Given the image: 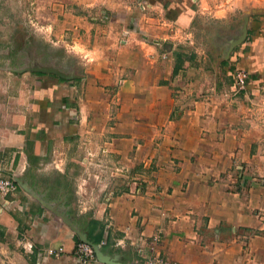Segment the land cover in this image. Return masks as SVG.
I'll return each mask as SVG.
<instances>
[{"label":"crops","instance_id":"0c3cea01","mask_svg":"<svg viewBox=\"0 0 264 264\" xmlns=\"http://www.w3.org/2000/svg\"><path fill=\"white\" fill-rule=\"evenodd\" d=\"M175 1L147 9L176 10L173 23L189 31L224 12L208 21L226 28L211 35L227 44L221 55L201 50L197 34L166 38L162 13L143 22L113 0L35 1L44 41L74 60V77L0 69V172L18 187L0 193V264H81L63 218L86 239L101 232L104 253L125 264L137 258L115 245L125 226L146 241L157 233L169 264H264V9ZM238 69L256 83L231 95ZM99 170V184H80Z\"/></svg>","mask_w":264,"mask_h":264},{"label":"rangeland","instance_id":"374dc122","mask_svg":"<svg viewBox=\"0 0 264 264\" xmlns=\"http://www.w3.org/2000/svg\"><path fill=\"white\" fill-rule=\"evenodd\" d=\"M35 1L36 0H0V69L7 67V70L15 72V70L18 71L27 67L50 66L68 73L71 70L70 67L71 64L74 63V60L71 57H66L58 47L49 46L48 43L44 41L46 34L49 33L48 27L42 26L39 22L36 12H34ZM113 1L118 4L117 9L123 14V17L126 18L129 16L134 19L144 16L143 22H146L145 19L152 17V14L154 18H157V16L162 13L163 17L161 14L158 18H160V23H164L163 35L166 36V38L167 36L169 38L176 36L174 39L177 41L181 40L180 37L182 36H180V34L190 36L191 33L192 37L197 34L198 38H202V45L200 44L201 50L205 49L212 55H215V53L221 55L223 50H226L227 44L218 46V40H213L214 37L211 36L215 31L221 34L226 28L220 24L211 26L208 23V21L215 22V18H217V20L222 19L221 16L224 13L223 11L207 14L209 16H201L202 19H197L192 25L193 29L189 31V29L186 30L183 28L180 30L176 21L173 23L177 13L176 10L171 12V15H173L172 19L168 17L164 11H158V9L141 11L138 8V3L141 0ZM142 1L146 2V0ZM171 1L174 2L175 0ZM247 1L249 5L247 15L257 13L256 10L251 11V7L252 9H264V0ZM228 2L230 3L232 0H228ZM147 4L146 2V5ZM228 12H232L233 20H238L236 22L238 25H241L244 11L233 9V11L231 10ZM260 14L264 15L263 13ZM207 18L210 20H207ZM167 28H169L171 32L173 31L172 34L170 31L168 32ZM2 71L3 70H0V76L4 74ZM2 79L3 78H0V82Z\"/></svg>","mask_w":264,"mask_h":264},{"label":"built area","instance_id":"2783aa9c","mask_svg":"<svg viewBox=\"0 0 264 264\" xmlns=\"http://www.w3.org/2000/svg\"><path fill=\"white\" fill-rule=\"evenodd\" d=\"M138 8L141 11L147 10V5L142 0L138 3ZM256 83L255 79L250 76L249 73L244 69H238L233 77L232 83L230 85V93L231 95H236L238 92L247 91V89L251 88ZM257 90L259 93L264 92V85H257ZM101 154L106 152V149H101ZM96 167H100V164L95 165ZM100 170L93 174H86L85 178L80 181V184H84L86 180L90 177L97 184L100 181ZM18 191L17 185L10 178H4L1 176L0 172V193L4 196L14 195ZM81 210L85 209L84 201L80 202ZM151 239L146 241L144 238L132 237L129 233V228L125 226L123 228V235L119 238L115 245L119 247H124L126 244H129L130 247L134 248L137 258L132 264H169L167 259L164 258L159 250L161 237L156 233L150 237ZM106 241L102 240L100 246L105 245ZM33 245L29 241H25L23 243V250L26 253H32ZM63 252V246H59L57 248H50L47 251V257L49 256H60ZM77 258L76 260L81 264H92L97 262L93 248L85 243H80L76 248Z\"/></svg>","mask_w":264,"mask_h":264},{"label":"water","instance_id":"95a60500","mask_svg":"<svg viewBox=\"0 0 264 264\" xmlns=\"http://www.w3.org/2000/svg\"><path fill=\"white\" fill-rule=\"evenodd\" d=\"M245 24L242 26V31L241 34L239 36H237L235 39L229 41L228 43V47H227V51L230 50L232 48V46L238 44L240 41L243 40L244 36H245ZM15 72H17L18 74H21L23 72H36V73H49V74H54L57 75L63 79H71L74 76L72 74H68L65 73L59 69H56L54 67H50V66H44V67H27L25 69L22 70H15ZM65 220V222H67L74 233H76V235L78 236V239L81 240L82 243L88 244L93 248L95 257L97 262L101 263V264H125L123 262H120L117 258V256H110L108 254H105L101 251L100 246L97 245H93L92 243H90L84 235L80 234L74 227L73 225L69 222L68 219L63 218ZM129 264V263H128Z\"/></svg>","mask_w":264,"mask_h":264},{"label":"trees","instance_id":"16d2710c","mask_svg":"<svg viewBox=\"0 0 264 264\" xmlns=\"http://www.w3.org/2000/svg\"><path fill=\"white\" fill-rule=\"evenodd\" d=\"M35 74H37V75H44L45 73H44V74H42V73H35ZM51 75H52V74H51ZM59 79L64 80V79L61 78V77H59ZM91 226L93 227L92 224H91ZM92 227H91V228H92ZM93 229H94V228H93ZM74 238H75L76 241L79 242V240L77 239V237H74ZM101 238H102V236H101V232L95 233L94 235H90V234L87 235V239H88L93 245H97V246H100L101 241H102ZM108 245H109V242H106L105 245L100 246L101 251H102L103 253L106 251Z\"/></svg>","mask_w":264,"mask_h":264}]
</instances>
